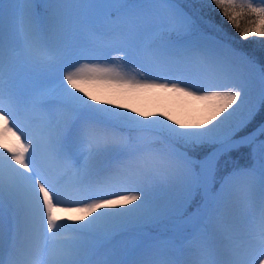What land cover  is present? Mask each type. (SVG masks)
I'll use <instances>...</instances> for the list:
<instances>
[{"label":"snow or ice","instance_id":"6c2138e0","mask_svg":"<svg viewBox=\"0 0 264 264\" xmlns=\"http://www.w3.org/2000/svg\"><path fill=\"white\" fill-rule=\"evenodd\" d=\"M0 264H264V0H0Z\"/></svg>","mask_w":264,"mask_h":264},{"label":"bare ground","instance_id":"6f19581e","mask_svg":"<svg viewBox=\"0 0 264 264\" xmlns=\"http://www.w3.org/2000/svg\"><path fill=\"white\" fill-rule=\"evenodd\" d=\"M152 99H145V101H149ZM145 101L139 99L137 101H135L137 103V106H147V107H151V104L149 103H145ZM154 101V100H152ZM162 103V102H161ZM156 106H158V103L155 101ZM175 109L174 114L176 113H180L182 111H189L191 112L192 115L197 116L200 115V109L203 108V104L201 102H192L190 103V105H181V104H177L175 107H173Z\"/></svg>","mask_w":264,"mask_h":264},{"label":"rangeland","instance_id":"374dc122","mask_svg":"<svg viewBox=\"0 0 264 264\" xmlns=\"http://www.w3.org/2000/svg\"><path fill=\"white\" fill-rule=\"evenodd\" d=\"M141 100H143V101H145V99H141ZM157 102V101H156ZM162 102V101H161ZM161 102H159V103H161ZM145 103H149V104H151V108H153L154 110H156V111H159L160 110V107L159 106H156V104H155V100L154 101H152V100H149V101H145ZM163 103V102H162ZM169 103H171V102H169ZM178 104V103H177ZM177 104H174V105H172V107H175ZM187 105H190V104H187ZM176 114H179V113H176Z\"/></svg>","mask_w":264,"mask_h":264}]
</instances>
